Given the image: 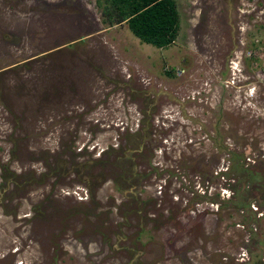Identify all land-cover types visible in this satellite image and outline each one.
I'll list each match as a JSON object with an SVG mask.
<instances>
[{"label":"rangeland","instance_id":"obj_1","mask_svg":"<svg viewBox=\"0 0 264 264\" xmlns=\"http://www.w3.org/2000/svg\"><path fill=\"white\" fill-rule=\"evenodd\" d=\"M101 4L0 0V264H264V203L210 199L228 151L264 186V0H175L165 48Z\"/></svg>","mask_w":264,"mask_h":264},{"label":"trees","instance_id":"obj_2","mask_svg":"<svg viewBox=\"0 0 264 264\" xmlns=\"http://www.w3.org/2000/svg\"><path fill=\"white\" fill-rule=\"evenodd\" d=\"M102 19L108 26L112 24L124 23L126 28L141 43L149 44L155 48H165L173 43L178 32V12L175 0H102L101 4ZM142 130V129H140ZM140 141L136 142L137 148L140 147ZM127 151H123L122 159L128 158ZM229 164L223 173L225 176L230 175L233 183L237 187H229L231 196L225 200H215L213 202L231 206L241 210L248 209L250 203H264V186L259 181L256 172H249L243 166L238 164V155L229 152ZM119 158V157H118ZM91 160L82 162L79 166L89 164ZM88 167V166H87ZM76 168V167H75ZM73 168V169H75ZM8 177L5 182L9 183L12 177H17L13 172L6 169ZM3 180H4V174ZM87 184L88 178L84 180ZM2 187L3 184L1 183Z\"/></svg>","mask_w":264,"mask_h":264},{"label":"water","instance_id":"obj_3","mask_svg":"<svg viewBox=\"0 0 264 264\" xmlns=\"http://www.w3.org/2000/svg\"><path fill=\"white\" fill-rule=\"evenodd\" d=\"M68 45H69V43H68Z\"/></svg>","mask_w":264,"mask_h":264}]
</instances>
